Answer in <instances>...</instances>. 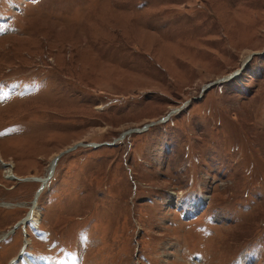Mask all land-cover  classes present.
<instances>
[{"label":"rangeland","instance_id":"rangeland-1","mask_svg":"<svg viewBox=\"0 0 264 264\" xmlns=\"http://www.w3.org/2000/svg\"><path fill=\"white\" fill-rule=\"evenodd\" d=\"M0 154V264H264V0H0Z\"/></svg>","mask_w":264,"mask_h":264},{"label":"bare ground","instance_id":"bare-ground-1","mask_svg":"<svg viewBox=\"0 0 264 264\" xmlns=\"http://www.w3.org/2000/svg\"><path fill=\"white\" fill-rule=\"evenodd\" d=\"M237 72H239V69L236 71V72H234V73H237ZM234 74H231L230 76L228 75V76H225V78H227V79H229V78H231V76H233ZM217 79H219V78H217ZM220 82V81H219ZM142 128H138V129H135V130H141ZM134 129H133V131H135ZM0 158H2L1 157V154H0ZM55 159H58V157L56 156V157H54V159H53V161H55ZM52 161V162H53ZM52 166V165H51ZM41 187H42V185H40L39 186V188L37 189V191L35 192V196H34V199H33V202L32 203H34V205H35V202H36V199H37V197H38V193L41 191ZM33 205V206H34ZM32 209V208H31ZM31 209L28 211V213H27V216L25 217V219H24V224H27V222L28 221H30L33 225H36L37 223L35 222L36 220H35V216H34V214H33V211H31ZM31 212V214H30V216H29V213ZM26 222V223H25ZM2 237H5V236H2ZM21 252V256L23 255V252H24V249H21L20 250ZM20 256V257H21ZM24 256V255H23ZM19 259V258H18ZM26 260L27 261H30V262H33L34 264H53L52 262H48V261H45V260H43L42 258L41 259H39V258H35V257H31V256H26Z\"/></svg>","mask_w":264,"mask_h":264},{"label":"water","instance_id":"water-1","mask_svg":"<svg viewBox=\"0 0 264 264\" xmlns=\"http://www.w3.org/2000/svg\"><path fill=\"white\" fill-rule=\"evenodd\" d=\"M254 53H251V54H249L248 55V57H247V60H248V58H250L252 55H253ZM240 70V69H239ZM238 73V72H237ZM236 74V73H235ZM225 78L224 77H222V78H220V79H217V80H215V81H213V82H211L209 85H212V84H215V83H217V82H219V81H221V80H224ZM59 156V155H58ZM57 156V157H58ZM26 220V219H25ZM24 221V220H23Z\"/></svg>","mask_w":264,"mask_h":264}]
</instances>
